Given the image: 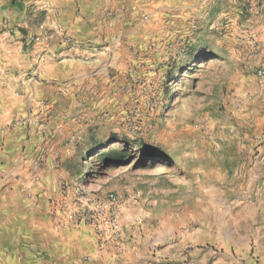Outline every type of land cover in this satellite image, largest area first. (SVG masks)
<instances>
[{
  "label": "rangeland",
  "instance_id": "1",
  "mask_svg": "<svg viewBox=\"0 0 264 264\" xmlns=\"http://www.w3.org/2000/svg\"><path fill=\"white\" fill-rule=\"evenodd\" d=\"M24 1L0 6V34L55 31L43 7L11 13ZM138 18L95 46L109 50L75 95L53 159L60 183L115 194L119 234L188 255L170 264H264V0H155ZM61 197L59 184L57 227ZM10 219L0 213V246L27 233V218Z\"/></svg>",
  "mask_w": 264,
  "mask_h": 264
},
{
  "label": "crops",
  "instance_id": "2",
  "mask_svg": "<svg viewBox=\"0 0 264 264\" xmlns=\"http://www.w3.org/2000/svg\"><path fill=\"white\" fill-rule=\"evenodd\" d=\"M9 1L0 0V6ZM154 1L27 0L22 3V12L18 4L9 7L17 15L43 7L50 13L44 24L55 31L42 33L31 26L27 36L0 34V131L5 135L0 152L5 155L4 165L0 164L4 169L0 213L12 220L27 218L28 225L26 234L16 228L12 242L0 246V264H170L172 259L186 260L188 255L182 256L177 249L172 253L166 244L154 252L150 243L129 239L124 232L116 240H107L99 250L100 238L92 226L57 227L48 219L50 200L59 196L61 176L53 159L63 151L58 146L72 127L71 117L77 112L72 108L75 95L79 89L92 86L98 56L109 50L96 53L95 46L109 42L115 30L139 21L144 3ZM30 42L32 48H24ZM116 48L124 50V46ZM29 68L33 76L25 79ZM18 85L25 94H12L11 87ZM2 94L6 95L3 101ZM13 120L15 125L8 127ZM208 255L206 252L201 257Z\"/></svg>",
  "mask_w": 264,
  "mask_h": 264
},
{
  "label": "built area",
  "instance_id": "3",
  "mask_svg": "<svg viewBox=\"0 0 264 264\" xmlns=\"http://www.w3.org/2000/svg\"><path fill=\"white\" fill-rule=\"evenodd\" d=\"M67 44H72L71 39H64ZM264 74V71L261 72ZM72 191V192H71ZM69 191L68 186L60 183L61 199L52 203L53 219L59 226L77 228L80 225L89 223L100 236L99 250H103L102 244L109 239L119 238L117 226L118 202L113 193L104 196L91 197L84 195L80 188ZM111 228L112 234L107 238L102 232ZM91 257H87L90 259Z\"/></svg>",
  "mask_w": 264,
  "mask_h": 264
}]
</instances>
